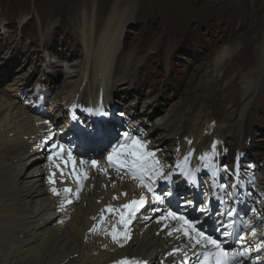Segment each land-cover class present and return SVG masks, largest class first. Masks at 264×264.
<instances>
[{"label":"bare ground","instance_id":"bare-ground-1","mask_svg":"<svg viewBox=\"0 0 264 264\" xmlns=\"http://www.w3.org/2000/svg\"><path fill=\"white\" fill-rule=\"evenodd\" d=\"M119 2L122 5H114L112 13L103 18L97 16L95 5H84L82 9L73 6L81 10L76 15H81L83 27L89 28L90 32L84 34L81 31L84 58L74 62L76 65L79 63L75 71L70 70L73 68L72 64L66 65L69 77L63 81L58 94L61 91L67 97L64 101L67 108L71 107L70 99L76 97V94L80 99L84 98L80 107L72 109L73 114H83L88 109L93 114L98 109L105 114L115 104L114 100L116 102V98L119 96L121 99L124 94L125 101H131L132 107L125 102L123 104V99L119 101L125 106L127 115L124 121L118 122L125 125L124 127L128 126L119 132L121 136H117L114 128L118 122L108 124L105 119L96 124V130L92 132L94 137L86 136L77 128L64 126L54 113H45L38 105L28 103L29 105L23 106L19 100L11 99L8 93L0 90V264H116L124 258L144 264H161L168 260L181 259L182 264L188 259L191 260L199 248L211 246L202 247L185 236L183 221L161 219L169 211L175 212L177 216H184L205 235L218 240L223 237L227 230L218 225L215 232L206 222L200 224L199 215L203 214L195 213L194 207L186 206L191 202L196 208L205 209L209 207L207 203H195L192 196H187L182 202L185 205L162 203L155 200L153 193L141 187L125 170L118 173L114 167L108 165V154L117 143L125 142V133L129 138L135 137L147 142V150L155 151L160 163H165L170 159L173 162L176 154L179 155L184 148L187 149L176 143V130L180 125L181 131L189 129L196 136L200 134L199 131H203L205 122H214L220 127L232 125L231 129L235 126L239 129L241 125L245 131L253 132L252 148L249 152L254 158L253 162L256 159L263 162L259 180L264 187V146L261 145L259 137L254 142V129L246 128L243 120L248 114L246 124H249L252 97L263 89L264 48L260 52L256 78L248 74L240 77L238 90L232 96L223 93V98L218 97V93L212 92L206 84L215 77L221 80L226 75V70L231 67L230 64L226 67L227 62L235 49L231 46L218 48L211 60L203 65L207 83L200 85L199 81H194L202 72L199 68L200 71L193 76L190 87L180 96L168 100V106L159 110L161 112L154 118L153 124L145 127V118L153 113L158 92L147 88L146 96L142 98L143 103L139 107V100L143 96L139 92L143 88L140 83L143 80L140 81L137 71L138 65L144 59L139 58L136 51L132 50L124 63H118L126 26L137 12L134 1ZM6 67L8 65L2 66V73ZM25 74L23 71L16 78L26 81ZM110 76L114 81L110 80ZM11 82L12 88L8 89L21 90L16 94L22 98L24 86L19 87L21 82L18 79ZM100 87H104V91L98 93ZM112 94L115 95L114 100ZM132 94L137 96L133 97ZM92 95L93 99L87 97ZM39 97L41 96L38 95ZM76 102L77 100L73 104ZM143 120L141 126L145 130L138 136L132 130ZM251 120L254 121L252 118ZM181 136L183 134L180 138ZM253 142L256 154L260 157L255 156L252 151ZM128 143H131L130 139ZM196 143L198 139L195 145ZM53 144L57 147L53 148ZM55 152H61V155H53ZM69 152L72 155L71 160L68 158ZM50 155L53 156L52 161L48 159ZM92 160L98 162V168L92 167ZM194 160L197 161L196 165L201 161ZM57 164L59 167H56ZM104 168L107 169V174L100 170ZM85 174L87 178H84ZM50 177L54 183L50 182ZM195 182L197 180L191 183ZM165 186L166 181H159L155 194L161 197ZM53 187L58 194L52 192ZM172 187V181L168 182V189ZM65 188L71 191L65 192ZM114 196L118 199L114 200ZM141 196L144 197V205L134 214L121 207L134 199L139 200ZM108 205L114 211L109 212ZM225 207L228 204L218 209L220 215L227 209ZM121 214H124L126 220L131 216L127 229L120 223ZM191 214L199 215L190 220ZM246 215L253 224L242 235L239 247L236 248L238 251L248 250V255L242 257L241 264H264V217L261 218L264 216V203H252ZM93 226H96L95 232L91 231ZM113 226L117 232L127 231L130 235L123 247L115 243L108 234ZM253 230L256 232L255 237L252 235ZM191 235L195 236V233Z\"/></svg>","mask_w":264,"mask_h":264},{"label":"rangeland","instance_id":"rangeland-1","mask_svg":"<svg viewBox=\"0 0 264 264\" xmlns=\"http://www.w3.org/2000/svg\"><path fill=\"white\" fill-rule=\"evenodd\" d=\"M119 1L0 0V90L8 93L11 99L19 100L23 106L29 102L40 106L45 113H54L60 122L69 128H81L86 136L94 137L92 132L96 130L99 120L105 119L108 124L124 121L127 112L119 101L123 99V104L125 102L132 107L131 101H125L124 94L121 99L118 96L116 102L115 95H112L115 104L105 114L98 112L97 119L95 116L91 118L79 114L78 117L73 114L71 107H65L61 92L58 94L63 81L69 77L66 65L72 64L70 70L75 71L79 63L76 65L74 62L84 58L81 31L86 34L90 30L83 27L81 15H76L81 12L78 8L95 5L97 16L103 18L112 13L114 5H122ZM132 1L136 4L137 12L126 26L118 63H124L132 50L144 59L137 71L140 81L143 80L140 83L143 88L139 92L143 96L139 100L141 103L138 102L139 107L147 88L158 92L153 113L145 118V127L153 124L154 118L159 115V106H168V100L180 96L190 87L198 71L202 72L194 81H199L200 85L207 83L203 65L220 47L231 46L235 52L227 62L226 67L228 64L231 67L226 70V75L221 80L215 77L206 84L212 92L218 93V97H222L223 93L232 96L238 90L240 77L248 74L256 78L260 52L264 48V0ZM7 65L8 68L2 73V66ZM23 71L26 81L16 78ZM15 79L21 82L19 87L24 86L22 98L16 94L21 90H9L12 88L11 81ZM110 80L114 81V78L110 76ZM123 84L126 85L125 82ZM262 87V91L253 95L249 105L254 120L251 123L260 127H264V107L258 109L257 118L252 117V111L255 110V97L264 101V85ZM102 91L104 87H100L98 93ZM38 95L41 97L38 98ZM219 112L223 114L222 110ZM143 122L136 125L135 134L139 135L145 130L141 126ZM115 127L124 129L119 124ZM257 130L260 129H254V142L258 137L261 141L264 134V129H261V134ZM254 142L252 151L260 157L256 154ZM180 262V259H173L161 264Z\"/></svg>","mask_w":264,"mask_h":264},{"label":"snow or ice","instance_id":"snow-or-ice-1","mask_svg":"<svg viewBox=\"0 0 264 264\" xmlns=\"http://www.w3.org/2000/svg\"><path fill=\"white\" fill-rule=\"evenodd\" d=\"M125 142L124 143H117L114 147H112L111 152L107 156L108 165L111 167H114L116 171L119 173L122 169L126 170V174L130 175L132 179L138 180L140 182V186L143 188H146L149 192L153 193L154 199L159 201L161 197L159 195H156L152 186V181L159 176L163 175V165H161L159 159L156 158V152L155 151H149L147 150L146 144L147 142L141 141L135 137H128V134L125 133ZM131 140V143H128V140ZM191 143V141H189ZM53 148H56L57 145L53 144ZM216 150V144H212V152L211 153H204L202 156L199 157L202 161H208L211 159L213 155H215ZM63 151V148L61 146V152ZM61 152H55L53 155L60 156ZM192 155V152L190 151L183 160L182 164H177L176 167L181 168V171L185 175H189L190 177L194 178V173H189L185 169V165H187L189 161V157ZM69 160L72 159V155L69 152L68 153ZM49 161L53 160V156L50 155L48 157ZM81 163H84V161H81ZM92 167L98 168V162L96 160L91 161ZM56 167H59V164L56 165ZM205 167H208L207 164H205ZM105 174H107V169H100ZM225 171H227V167L224 168ZM198 171V169H197ZM215 175V172L213 173ZM172 174L169 173L165 179L170 180ZM87 178V174H85V177ZM147 179V183L145 182ZM51 183H54V181L51 180V177L49 178ZM114 186V185H113ZM52 192L54 194H58L55 187H53ZM65 192H70L71 189L65 188ZM79 194V189H77V198ZM122 195H127V193H122ZM113 199H118V197L114 196ZM191 203V202H189ZM144 205V197L141 196L139 200H132L129 204H124L121 207L123 209H129L132 214H134L136 211H138L141 207ZM107 210L109 212L114 211L111 205L107 206ZM103 211L101 210V221H103ZM115 211L119 212V209H116ZM203 211V210H202ZM231 215V213H229ZM171 218L179 221H183V230L185 236H188L189 239L195 240V243L198 245H201L202 247H207L208 245H211L213 249H215L214 252H206L204 253L205 256V262L208 261L209 257L214 258V264H231L233 260H235L237 257H246L248 255V250L244 249L242 251H238L236 249L232 250H226L224 247H222L221 242L218 241V239L213 238L210 235H205L202 231L198 230L195 225L187 220L184 216H177L175 212H167L166 216H162L161 219ZM131 219V216H129V219L126 220L124 218V214H121L120 217V223L124 225L125 229H127V224L129 220ZM180 229H176V231H179ZM91 231H96V226H93ZM191 233H195V236H192ZM113 241L117 243L120 247L124 246V243H127L128 239H130V235L127 231H124L123 233L117 232L115 229V226H113V230L108 233ZM171 235V233H169ZM224 235H229V233L224 232ZM253 237L256 236L255 230L252 232ZM121 237L123 242H121ZM116 264H140V262L134 260V259H128L124 258L122 260H119L116 262Z\"/></svg>","mask_w":264,"mask_h":264}]
</instances>
